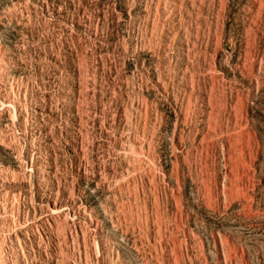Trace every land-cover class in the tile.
I'll return each instance as SVG.
<instances>
[{"label":"rangeland","instance_id":"rangeland-1","mask_svg":"<svg viewBox=\"0 0 264 264\" xmlns=\"http://www.w3.org/2000/svg\"><path fill=\"white\" fill-rule=\"evenodd\" d=\"M0 264H264V0H0Z\"/></svg>","mask_w":264,"mask_h":264},{"label":"bare ground","instance_id":"bare-ground-1","mask_svg":"<svg viewBox=\"0 0 264 264\" xmlns=\"http://www.w3.org/2000/svg\"><path fill=\"white\" fill-rule=\"evenodd\" d=\"M47 210L49 211V212H56L57 211V208L55 207V206H47ZM75 214V213H74ZM76 215H79V214H76Z\"/></svg>","mask_w":264,"mask_h":264}]
</instances>
